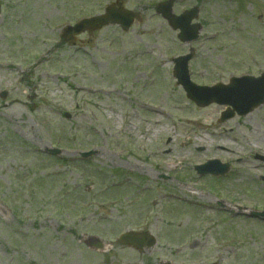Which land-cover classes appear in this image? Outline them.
<instances>
[{
  "label": "rangeland",
  "instance_id": "374dc122",
  "mask_svg": "<svg viewBox=\"0 0 264 264\" xmlns=\"http://www.w3.org/2000/svg\"><path fill=\"white\" fill-rule=\"evenodd\" d=\"M0 1V264H264V222L201 206L264 208V105L220 123L224 108L197 107L172 76L190 48L197 84L263 71L264 0H176L175 14L199 8L191 42L156 13L164 0H118L140 20L75 44L62 28L116 0ZM215 154L230 177H199ZM125 230L156 245L122 247Z\"/></svg>",
  "mask_w": 264,
  "mask_h": 264
},
{
  "label": "water",
  "instance_id": "95a60500",
  "mask_svg": "<svg viewBox=\"0 0 264 264\" xmlns=\"http://www.w3.org/2000/svg\"><path fill=\"white\" fill-rule=\"evenodd\" d=\"M169 0L166 3L160 4L157 11L163 14L173 28H179L178 37L182 41H189L197 37V32L200 29L199 24L190 25L191 19L196 15V10L185 11L179 16L171 13V3ZM137 14L123 9L122 7L113 8L111 6L105 9V13L91 18H86L78 22L74 27L69 28L66 33L77 34L87 29H99L107 24L119 23L123 29H127L132 23ZM191 55L183 56L174 59L175 68L174 76L177 78L187 93V97L195 101L198 105H205L212 101L221 104L231 105L238 113H244L264 102V73L259 78H232L230 85L204 87L194 84L189 79L187 70V60ZM243 80L249 81L251 84L242 86ZM83 155H88L83 153ZM140 235L134 233H125L120 237L123 244H132L138 248L150 247L153 245V238L145 235L139 238Z\"/></svg>",
  "mask_w": 264,
  "mask_h": 264
},
{
  "label": "flooded vegetation",
  "instance_id": "af4514ba",
  "mask_svg": "<svg viewBox=\"0 0 264 264\" xmlns=\"http://www.w3.org/2000/svg\"><path fill=\"white\" fill-rule=\"evenodd\" d=\"M215 149H216V150H221V151H224V150H225L224 148H219V147H216ZM255 159L261 161V162L258 164V167H259L260 169H263V170H264V157L259 156V155H256V156H255ZM260 179H261L262 181L264 180V178H261V177H260Z\"/></svg>",
  "mask_w": 264,
  "mask_h": 264
}]
</instances>
